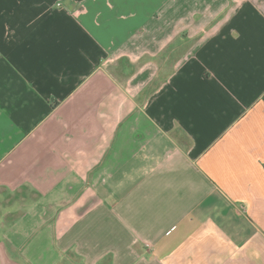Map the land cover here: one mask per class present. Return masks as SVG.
Returning a JSON list of instances; mask_svg holds the SVG:
<instances>
[{
  "label": "crops",
  "instance_id": "0c3cea01",
  "mask_svg": "<svg viewBox=\"0 0 264 264\" xmlns=\"http://www.w3.org/2000/svg\"><path fill=\"white\" fill-rule=\"evenodd\" d=\"M0 264H264V0H0Z\"/></svg>",
  "mask_w": 264,
  "mask_h": 264
},
{
  "label": "rangeland",
  "instance_id": "374dc122",
  "mask_svg": "<svg viewBox=\"0 0 264 264\" xmlns=\"http://www.w3.org/2000/svg\"><path fill=\"white\" fill-rule=\"evenodd\" d=\"M188 44L190 43H181V42H173L168 45L163 49L162 55H160L157 58V62L162 68V71L164 73H169L170 69H172V66L174 64V61L177 59V57L181 54L182 51H184L187 47ZM166 54V55H165ZM168 54V55H167ZM170 54V55H169ZM123 76H126L127 73H123L120 71ZM160 74L155 81L153 82L152 85H148V91L155 85L159 84V82L164 78L166 74ZM120 74V73H119ZM121 75V76H122ZM120 76V77H121Z\"/></svg>",
  "mask_w": 264,
  "mask_h": 264
}]
</instances>
